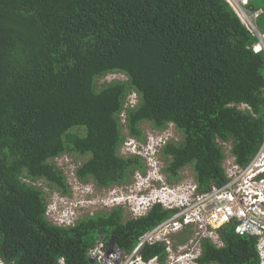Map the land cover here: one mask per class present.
<instances>
[{
	"label": "trees",
	"instance_id": "trees-1",
	"mask_svg": "<svg viewBox=\"0 0 264 264\" xmlns=\"http://www.w3.org/2000/svg\"><path fill=\"white\" fill-rule=\"evenodd\" d=\"M248 8L262 10L256 26L264 33V0ZM257 40L226 0H0L3 262L92 264L87 249L100 238L131 252L168 218L173 211L160 204L139 217L125 218L115 205L69 224L47 218V196L70 194L55 162L61 156L79 159L76 180L102 188L145 173L141 155L119 153L127 138L146 142L144 122L180 134L159 149L168 184L188 166L198 192H208L228 180V155L246 166L264 141ZM109 73L124 78L100 82ZM235 224L218 228L222 246L200 238V263H259L256 238L235 233ZM192 228L175 234L173 248L192 238ZM139 253L164 264L166 243Z\"/></svg>",
	"mask_w": 264,
	"mask_h": 264
},
{
	"label": "built area",
	"instance_id": "built-area-1",
	"mask_svg": "<svg viewBox=\"0 0 264 264\" xmlns=\"http://www.w3.org/2000/svg\"><path fill=\"white\" fill-rule=\"evenodd\" d=\"M226 1L246 28L258 37V42L253 45L254 51L264 50V33H260L255 24L262 10L247 9L250 0ZM224 161V172L228 180L221 186H213L208 192H198L194 181L187 183L185 196L180 192L183 187L174 188L179 183L170 185L164 180H161V185H157V182L151 183L149 206L152 203H161L165 209L173 211L171 215L143 233L131 254L98 241L87 249V256L99 264H133L131 257L135 254L137 259L135 264H150L156 256L143 261L138 254L139 250L144 244L165 241L167 254L171 248L173 251L176 250L179 252L176 261H180L200 253L199 242L202 237H208L216 246H222L218 228L236 222L235 233L256 238L258 264H264V141L246 166H239L232 156L226 157ZM149 206H141L139 210L143 211L138 215L146 213ZM186 226L197 229L195 236L187 243L173 248V243H170L172 233L177 234ZM191 243L197 244L198 247L193 253L184 250V246L189 249Z\"/></svg>",
	"mask_w": 264,
	"mask_h": 264
},
{
	"label": "rangeland",
	"instance_id": "rangeland-1",
	"mask_svg": "<svg viewBox=\"0 0 264 264\" xmlns=\"http://www.w3.org/2000/svg\"><path fill=\"white\" fill-rule=\"evenodd\" d=\"M115 78H124V77L123 75H120V74L109 73L105 75V77L102 78L100 82L103 80L109 81ZM128 98H129V103L131 104L134 103L136 100L135 94H132V93L129 95ZM141 128H142L143 135L146 139V142L140 144L137 140L135 139L132 140L133 143L129 144L128 146H122L120 148L119 153L122 156H127L128 154L131 153V151L146 154V150L148 147L146 145L152 146V144L156 140H158L162 136L164 137L165 135H167L169 138L173 137V140H178L180 138V134H178L175 131L174 126L171 124H169L167 128L161 131L152 128L148 122L142 123ZM127 140H130V138H127ZM135 145L137 148H134ZM138 148H141L142 150L138 151L137 150ZM55 162L64 171V174L67 177L70 194L62 196L58 192H52L50 195L47 196V200H48L47 218L49 220H54L56 223H60L63 220L75 219L76 217L82 216L85 213L91 214L101 209L108 210L109 208L115 205L122 206V208L124 209L125 218L133 217V216L139 217L138 214L143 211V210H139L141 206L136 205L137 202L134 201V200H137V198H135L136 197L135 188L133 190L134 191L133 195L130 194L131 192L129 189L132 188L133 185L135 184L134 176L132 177L131 182L127 185H113L108 188H102V187L96 186L93 182H91V180H88L87 183H83V182L76 180L74 171H75L76 166L79 164V159L75 161L73 160V158H70L64 155V156L57 158ZM143 163H145L146 165L145 172H149L150 168L147 166L145 158H143ZM161 164L163 165V161ZM180 174L182 177L181 180L177 182H173L174 184L179 183L174 186L175 189H179L182 187L186 188L187 183L194 181V180H191L192 172L188 166L183 168ZM148 186H150V184H148ZM44 188L46 189V187ZM145 192L148 193V189H146ZM123 193L131 195V197L129 198L131 202L127 200H123L120 203H118L120 199L119 196H121ZM115 199L117 200L115 201ZM196 232H197V229L192 228V233H191L192 237L195 236ZM172 235L174 236L171 237L172 239L170 240L171 244L173 243V240L174 241L177 240V237L175 236V234L172 233ZM184 247H185L184 250L189 251L191 253L195 252L196 249H198L197 244L195 243L194 244L191 243V247L189 249H186V246ZM178 255H179V252H177L176 250L173 251V249L171 248V250L166 256L165 264L167 263L169 264L171 263L172 264H193L194 263L193 256H188V257H185L183 260L176 261V257ZM92 264H97V263L94 262Z\"/></svg>",
	"mask_w": 264,
	"mask_h": 264
},
{
	"label": "clouds",
	"instance_id": "clouds-1",
	"mask_svg": "<svg viewBox=\"0 0 264 264\" xmlns=\"http://www.w3.org/2000/svg\"><path fill=\"white\" fill-rule=\"evenodd\" d=\"M250 10V9H249ZM251 11V10H250ZM255 24H256V20H255ZM257 27V26H256ZM259 31V30H258ZM260 32V31H259ZM261 33V32H260ZM256 36V35H255ZM257 37V36H256ZM257 39H258V37H257ZM258 42V40L256 41V42H254L253 44H252V50L254 51V49H253V45H255L256 43ZM260 51H264V50H260ZM260 51H254V52H260ZM168 138V136L167 135H165L164 137L162 136V137H160L158 140H156L153 144H152V146H149V145H146V146H148L147 147V150H146V154H142V153H140V152H135V151H131V153L130 154H139V155H141L142 156V158H145L146 159V163H147V166L150 168V170H149V172H145V173H141V172H139V171H137L136 172V174H134L133 176H134V182H135V184L133 185V187L132 188H130L129 190H130V194L131 195H133V190H134V188H135V198H137V200H134V201H136L137 202V204L136 205H139V206H142V207H148L149 206V201H150V199H148V197L150 196V192H151V185L150 186H148V184H151V183H155V182H157V185L159 184V185H161V180H165L164 182H166L167 183V181H166V177H165V174H164V172L162 171V160L160 159V155H159V149H160V147L162 146V144H163V142L166 140ZM132 140H134L133 138H130V140H127L126 139V141L123 143V144H125V145H123L122 144V146H128L129 144H131V143H133V141ZM130 142V143H129ZM145 143V142H144ZM140 144H142V143H140ZM147 144V143H146ZM121 146V147H122ZM134 148H137L136 147V145H135V147ZM138 151H140V150H142L141 148H138L137 149ZM228 156H230V155H228ZM138 174V175H137ZM192 180V179H191ZM194 182H195V180H194ZM146 189H148V193L147 192H145V190ZM187 189H188V186L186 185V188H182L181 189V194L183 195V196H185L186 195V193H187ZM123 192H124V190H123ZM147 193V194H146ZM130 194H126V193H123L121 196H119L120 197V199H119V202L118 203H120L121 201H123V200H127V201H130L131 202V200L129 199L130 197H131V195ZM140 194V195H139ZM129 199V200H128ZM117 199H115V201H116ZM154 204H160L161 205V203H152L150 206H149V209H148V211L151 209V207L154 205ZM162 206V205H161ZM163 207V206H162ZM164 208V207H163ZM165 209V208H164ZM147 211V212H148ZM146 212V213H147ZM59 214V213H58ZM145 214V213H144ZM143 213L142 214H140V216L141 215H144ZM133 217H138V216H133ZM77 218V217H76ZM75 218V219H76ZM74 219H72V220H63V221H61L60 223H62V222H64L65 224H69V223H72V221H73ZM98 241H102V242H104L106 245H109L111 248H113V247H117V246H114L113 245V242L112 243H110V240L108 241V243H106L105 241H103L101 238L99 239V240H97L96 242H98ZM95 242V243H96ZM95 245V244H94ZM119 250H121V251H123V252H125L124 250H122V249H120L119 247H117ZM135 248V247H134ZM133 251V250H132ZM132 251L131 252H125L126 254H131L132 253ZM138 254H139V256L141 257V259L143 260V261H148V260H145L143 257H142V255L138 252ZM199 255H200V253H198L197 255H195V256H193L194 258V263L193 264H202V263H200L198 260H197V258L199 257ZM153 257V256H152ZM157 258V259H156ZM156 258L152 261V262H150V264H152V263H156V264H161L160 263V261H159V259H158V257L156 256ZM89 259H92V258H89ZM131 259L133 260V264H135L136 262H137V259H136V256H135V254H133L132 255V257H131ZM93 260V259H92ZM93 262H96L95 260H93ZM0 264H5L4 262H3V260L0 258ZM59 264H64V262H63V260L61 259L60 261H59ZM165 264V263H164Z\"/></svg>",
	"mask_w": 264,
	"mask_h": 264
},
{
	"label": "water",
	"instance_id": "water-1",
	"mask_svg": "<svg viewBox=\"0 0 264 264\" xmlns=\"http://www.w3.org/2000/svg\"><path fill=\"white\" fill-rule=\"evenodd\" d=\"M112 242H113V240H112V239H110V243H112ZM90 261H91V262H93V260H92V259H90Z\"/></svg>",
	"mask_w": 264,
	"mask_h": 264
}]
</instances>
